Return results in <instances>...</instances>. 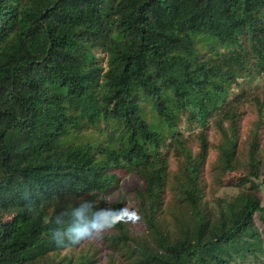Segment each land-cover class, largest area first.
Wrapping results in <instances>:
<instances>
[{"label":"trees","instance_id":"trees-1","mask_svg":"<svg viewBox=\"0 0 264 264\" xmlns=\"http://www.w3.org/2000/svg\"><path fill=\"white\" fill-rule=\"evenodd\" d=\"M263 72L264 0H0V264H56L38 258L68 246L52 240L50 221L85 200L94 211L105 208L96 197L118 187L115 170L140 168L139 205L156 248L136 264L262 259L264 228L255 223L256 214L264 222L261 199L240 193L229 217L212 223L199 179L207 137L200 133L194 156L178 126L186 113L202 125L219 116L221 165L232 169L238 109L254 103L248 167L260 178L264 99L259 91L231 93L239 77ZM163 146L186 155L192 225L181 221L174 240L157 219L168 174ZM112 228L116 240L129 238L124 218ZM76 260L60 264H88L86 255Z\"/></svg>","mask_w":264,"mask_h":264},{"label":"rangeland","instance_id":"rangeland-1","mask_svg":"<svg viewBox=\"0 0 264 264\" xmlns=\"http://www.w3.org/2000/svg\"><path fill=\"white\" fill-rule=\"evenodd\" d=\"M200 48L205 46L200 44ZM15 52L21 55L20 47L15 48ZM98 61L106 67L108 54L101 46L95 49ZM255 91L261 92L264 99V72L262 74L248 73L241 76L233 84L231 96L235 97L239 93H244L245 97ZM239 110L237 149L232 169H224L221 165L220 144L223 136L218 128L215 115L205 124H199L187 120V113L183 114L179 122L178 131L185 140L189 150L195 156L200 150L201 135L207 137L209 147L208 154L200 172V188L202 195V206L204 212L211 219L212 223L218 222L224 213L229 217L228 205L240 194L252 193L257 195L264 205V122L259 130V174L260 178H255L248 167L250 142L252 130L258 119L256 105L252 102L242 103ZM229 128L228 123H225ZM170 141V138L166 142ZM181 149L173 147H162V157L168 162V174L161 189V197L158 203L157 219L162 230L167 237L172 240L180 236L179 223L184 221L191 224L192 208L185 196L187 187L185 166L186 155ZM119 175L118 187H111L108 191L99 193L96 200H104V206L108 207L112 202L119 201L121 208H124L123 218L127 224L129 238L127 240H116L114 229L108 228L104 232L86 238L76 245H68L57 255L48 256L45 254L40 263L47 260L61 263L64 257H72L73 260L86 255L88 264H110L115 261L117 264H136L140 258L149 255L150 250H155L156 243L146 219L142 215L141 200L138 188H145L143 178L145 170L140 168L134 172H126L121 169L115 170ZM255 223L260 228H264V222L258 214ZM78 261V260H76ZM264 264V257L255 262H244L243 264Z\"/></svg>","mask_w":264,"mask_h":264},{"label":"clouds","instance_id":"clouds-1","mask_svg":"<svg viewBox=\"0 0 264 264\" xmlns=\"http://www.w3.org/2000/svg\"><path fill=\"white\" fill-rule=\"evenodd\" d=\"M124 211V208L108 207L94 211L92 202L82 201L50 221L54 225L51 238L57 246L76 245L112 227L117 219L123 218Z\"/></svg>","mask_w":264,"mask_h":264}]
</instances>
